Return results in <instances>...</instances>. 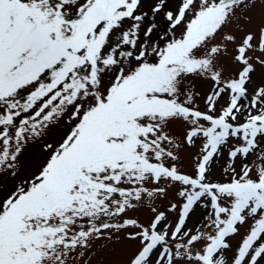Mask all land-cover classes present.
<instances>
[{"label": "snow or ice", "instance_id": "1", "mask_svg": "<svg viewBox=\"0 0 264 264\" xmlns=\"http://www.w3.org/2000/svg\"><path fill=\"white\" fill-rule=\"evenodd\" d=\"M257 66L264 0H0V264H264Z\"/></svg>", "mask_w": 264, "mask_h": 264}, {"label": "rangeland", "instance_id": "2", "mask_svg": "<svg viewBox=\"0 0 264 264\" xmlns=\"http://www.w3.org/2000/svg\"><path fill=\"white\" fill-rule=\"evenodd\" d=\"M254 15V23L259 22V10H257ZM247 30V29H246ZM264 75V68H260L257 66L256 73L254 75L255 82H259L261 76ZM208 85H200L197 82V91L206 92ZM202 106V105H201ZM195 151V149L185 150L181 152V164L182 170L191 172L192 161H191V154ZM219 173L217 172L216 177L218 178ZM148 215L147 212H141L140 218L143 220ZM191 226V225H190ZM241 232H244V229H241ZM239 239V237H237ZM235 243V241H234ZM124 251L120 254H114L111 251H99L97 250L96 253L91 257L90 264H123V261L127 259V256L131 253V251L135 248V243H129L127 245L122 246Z\"/></svg>", "mask_w": 264, "mask_h": 264}]
</instances>
